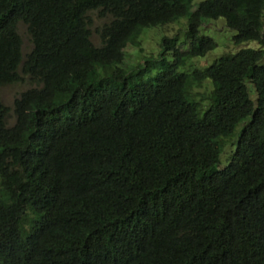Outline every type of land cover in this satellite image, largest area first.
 Masks as SVG:
<instances>
[{
	"label": "trees",
	"instance_id": "1",
	"mask_svg": "<svg viewBox=\"0 0 264 264\" xmlns=\"http://www.w3.org/2000/svg\"><path fill=\"white\" fill-rule=\"evenodd\" d=\"M194 3L0 0V264H264V0Z\"/></svg>",
	"mask_w": 264,
	"mask_h": 264
},
{
	"label": "rangeland",
	"instance_id": "2",
	"mask_svg": "<svg viewBox=\"0 0 264 264\" xmlns=\"http://www.w3.org/2000/svg\"><path fill=\"white\" fill-rule=\"evenodd\" d=\"M201 0H195V3L193 4V9H196L198 6V3ZM94 17V15H93ZM95 21V19H94ZM186 23H187V18L183 17L180 20L176 21V23L174 25H170L168 28H181L183 27L184 29L186 28ZM224 22L222 19H219L217 21V27L221 28L223 26ZM206 27L208 26H212V23H206L205 24ZM264 25V23H263ZM161 28L160 27H153L152 29H150V32H148L144 38L143 41V46L142 48L144 49V53L142 54L140 52L139 48H134V47H128L124 50V53L126 55V60L124 63V66L126 68H131L133 66H136L138 63H142L143 62V57L144 56H157L158 53L160 52V45H159V41L161 36L163 35L160 32ZM151 36L153 38H151ZM93 42L96 44L97 43V37L96 35L93 33ZM218 46H217V50L214 52H210L206 57H204L205 60H194L192 62L193 65H189L187 68L188 69H192L195 66L198 67H203L205 65H210L215 59L216 57H219L222 53H227V52H234L236 50L237 47H235L233 44L229 43L228 41H221V39H218ZM29 40H25L24 38V47H28L29 46ZM150 43H153L154 46H159L158 50H153V44L151 45ZM255 43V42H252ZM257 46L258 44L255 43ZM181 49L185 52L188 51V49H190V41H188L186 43V47H184V45H180ZM234 50V51H233ZM250 87V93L252 95V98L255 99L256 98V94L254 92V88L252 87V85H249ZM213 87L211 85L205 84L203 85V87H201L200 91L197 92L194 89V93H209L210 91H212ZM11 96L10 93L7 94V99H9V97ZM201 97L200 94H197L195 99H199ZM6 102L7 105H10L11 103H9L6 99L4 100ZM205 111V109H204ZM15 121V116H10L8 118V122L9 124H13V122ZM243 125H239L236 127L234 133H233V137L230 139H225V143H226V148L230 147L232 150L233 148L235 149V145L237 144L238 138L241 134V132L243 131ZM53 141L55 142L56 145L60 146V142L57 140V138L54 136ZM229 159L228 160H222V158L220 157V163H219V167H224L228 164Z\"/></svg>",
	"mask_w": 264,
	"mask_h": 264
},
{
	"label": "clouds",
	"instance_id": "3",
	"mask_svg": "<svg viewBox=\"0 0 264 264\" xmlns=\"http://www.w3.org/2000/svg\"><path fill=\"white\" fill-rule=\"evenodd\" d=\"M94 34L96 35V33H94ZM92 37H93V34H92ZM96 37H97V35H96ZM92 41H93V39H92ZM205 84L211 85L213 87V84L211 83V81L207 82ZM14 122H13V124H14ZM1 124H2L1 126H2L3 130H7L11 125V124H9L8 120H6V118L2 119ZM30 151H31L30 148L28 150H26L27 153H29ZM27 156H28V154H24L21 157V159H12V161L9 163L4 162L2 160V158L0 157V180L7 179L9 177V171L13 173L15 170L21 168L22 163L24 164L26 162L24 158ZM11 227L14 228L16 230V232L23 233V232L29 230L31 227H33V225L29 222V219L26 216V214L22 213V214H16V216H14V218L11 221Z\"/></svg>",
	"mask_w": 264,
	"mask_h": 264
},
{
	"label": "bare ground",
	"instance_id": "4",
	"mask_svg": "<svg viewBox=\"0 0 264 264\" xmlns=\"http://www.w3.org/2000/svg\"><path fill=\"white\" fill-rule=\"evenodd\" d=\"M212 23V22H211ZM186 54V53H185ZM212 167V166H211ZM213 168V167H212ZM32 187H33V184H32ZM35 187V186H34Z\"/></svg>",
	"mask_w": 264,
	"mask_h": 264
}]
</instances>
